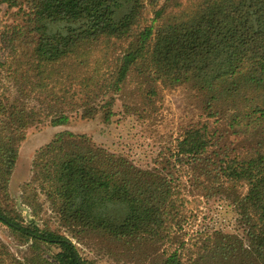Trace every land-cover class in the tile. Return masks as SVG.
I'll list each match as a JSON object with an SVG mask.
<instances>
[{
	"label": "trees",
	"instance_id": "obj_1",
	"mask_svg": "<svg viewBox=\"0 0 264 264\" xmlns=\"http://www.w3.org/2000/svg\"><path fill=\"white\" fill-rule=\"evenodd\" d=\"M2 6L10 22L0 21V72L14 94L0 99V225L24 250L0 240V264H95L9 203L27 129L44 119L65 125L73 112L108 124L115 98L131 113L178 87L192 94L199 117L151 168L61 132L35 154L22 201L36 214V184L62 228L135 264H264V0ZM216 196L236 206L245 243L221 233L185 240L189 201ZM219 252L224 258L211 255Z\"/></svg>",
	"mask_w": 264,
	"mask_h": 264
},
{
	"label": "rangeland",
	"instance_id": "obj_2",
	"mask_svg": "<svg viewBox=\"0 0 264 264\" xmlns=\"http://www.w3.org/2000/svg\"><path fill=\"white\" fill-rule=\"evenodd\" d=\"M162 3L163 0H159ZM2 6L0 21L10 22L6 19L9 12ZM10 79L0 72V99L11 98L14 94ZM192 94L178 87L173 90L160 89L159 97L145 108L126 113L120 100L115 98L112 108L115 113L108 124L102 121L98 114L93 119H82L77 112L68 113L69 120L65 125L51 126L50 119H44L25 132L20 143L15 167L8 184V200L21 215L23 221H30L39 227L47 226L51 230L65 235L75 245L79 255L95 264H135L118 254L116 250L105 247L92 241H80L62 228L57 215L51 210L43 194L36 184L35 188L39 206L36 214L32 208L22 201L23 188L32 178V161L39 149L50 143L56 134L71 132L76 135L87 136L95 145L104 148L110 153L123 155L141 168H151L158 156L166 154L175 145L181 134L182 127L192 120H197L199 111L192 99ZM29 105L39 108L37 102L29 100ZM41 111H43L41 109ZM34 194V192L30 189ZM244 226L236 206L224 197H213L208 200L189 201L187 221L183 225L185 240L201 242L206 237L221 233L242 239L245 243ZM0 240L5 243L11 252H20L19 247L12 238L9 230L0 225ZM228 241V240H224ZM216 258H224L223 253L211 254ZM146 264V263H145Z\"/></svg>",
	"mask_w": 264,
	"mask_h": 264
}]
</instances>
